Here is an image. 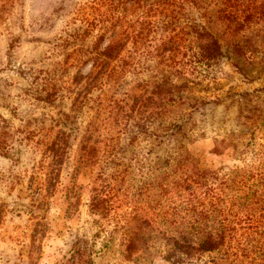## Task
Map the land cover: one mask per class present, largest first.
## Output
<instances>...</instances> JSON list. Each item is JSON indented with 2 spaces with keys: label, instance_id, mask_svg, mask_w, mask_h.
I'll list each match as a JSON object with an SVG mask.
<instances>
[{
  "label": "trees",
  "instance_id": "16d2710c",
  "mask_svg": "<svg viewBox=\"0 0 264 264\" xmlns=\"http://www.w3.org/2000/svg\"><path fill=\"white\" fill-rule=\"evenodd\" d=\"M95 8L90 25L98 32L97 44L104 38L107 43L92 48L87 74L73 76L82 89L74 103L93 115L79 137L77 129L49 137L40 188L47 197L55 194L57 171L69 158L74 134L75 167L94 173L88 207L95 223L125 206L126 259L158 244L167 264H215L211 255L264 264V221L241 223L257 218L242 209L250 211L262 197L252 192L246 203L241 200L264 186V173L199 168L185 152L196 136L193 114L206 104L192 87L222 58L234 68L251 59L247 40L235 35L264 24V0H96ZM216 26L229 34L223 44ZM164 143L162 154L148 160ZM86 245H71L77 255L71 264H92Z\"/></svg>",
  "mask_w": 264,
  "mask_h": 264
},
{
  "label": "rangeland",
  "instance_id": "374dc122",
  "mask_svg": "<svg viewBox=\"0 0 264 264\" xmlns=\"http://www.w3.org/2000/svg\"><path fill=\"white\" fill-rule=\"evenodd\" d=\"M95 2L0 0V264H71L77 261L70 251L77 240L86 241L92 264H167L160 260L158 244L145 255L125 258V206L95 223L88 207L94 173L75 167L74 134L69 158L57 171L55 194L47 197L40 188L49 137L70 129L79 137L93 115L74 103L82 89L73 76L87 74L92 48L107 43L104 38L97 44L98 32L90 25L98 13ZM214 29L223 44L228 32ZM240 34L235 37L247 40L251 59L234 68L233 61L222 58L191 89L206 104L193 114L196 136L185 152L199 168L264 173V24ZM166 146L155 147L148 160ZM252 192L263 200L257 198L250 211L242 209L257 217L243 218L242 224L264 221L258 218L264 215V186L237 195H245L243 202ZM211 256L217 257L215 264H249V258L240 263L230 255Z\"/></svg>",
  "mask_w": 264,
  "mask_h": 264
}]
</instances>
